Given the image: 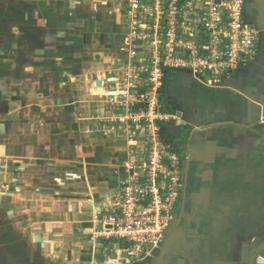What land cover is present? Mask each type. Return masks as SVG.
<instances>
[{"label": "crops", "instance_id": "0c3cea01", "mask_svg": "<svg viewBox=\"0 0 264 264\" xmlns=\"http://www.w3.org/2000/svg\"><path fill=\"white\" fill-rule=\"evenodd\" d=\"M30 2L0 0V36L3 28L11 25V30L12 24L17 26L22 19L27 33L34 35L25 43L27 51L29 44L32 49L31 53L26 52L27 57L51 51L54 47H46V41H56L59 29L77 25L68 20L70 14L60 15V10L56 11L63 3L60 0L37 5L38 10ZM120 13L113 9L105 13L102 22L98 21L99 16L96 20L87 19L86 27L93 33L114 34L119 31L116 25ZM244 16L257 32V53L238 67L231 80L220 87L187 74H173L166 80L164 93L169 109L179 113L181 121L169 127L168 138L181 150L186 188L174 226L162 250L149 256L151 260L157 261L156 256L164 253L166 264H171L168 260L175 256L178 263L174 264H190L192 260L204 264H242V253L237 248L239 236L244 235V230L248 235L246 227L264 228V218L258 220L257 216L260 205L264 210V196L259 197V191L264 195L259 187L264 186L260 181L264 179V0H246ZM34 19L36 26L42 24L45 28H36ZM56 60L61 62L48 63L46 67L63 70L61 75L53 76L57 85L80 89L74 86L76 78L84 83L92 66L66 63L64 58ZM28 67L25 92L16 98L26 103L39 96L42 81L52 83L47 76L42 75L41 79L39 73L34 74L35 69ZM69 69L73 73L70 82ZM3 76L0 74V88L5 85ZM98 79L102 77L99 75ZM43 93L53 96L46 90ZM62 99L58 96L55 101L62 104ZM18 105L0 103V181L9 184L4 187L9 198L0 200V213L5 209L4 216L8 214L9 221H24L26 226L35 228L34 235L46 244L41 252L46 256L53 247L54 258L62 259L59 264H70L71 259L89 260L92 264H139L130 263L118 244L103 240L101 243L96 238L88 240L94 229H101L97 224L98 212L111 203L126 176L123 163L128 155L124 142L103 138L96 131L87 140L76 138L73 131L86 128V121L81 117L72 121L73 116H81L82 112L64 106L55 111L46 107L41 111L45 113L43 117H27L22 120L23 129L17 128L18 116L31 107ZM40 127L45 132L36 134L34 130ZM67 130L71 132L65 133ZM53 132L61 134L54 137ZM6 135L13 136L3 138ZM23 196L20 199L26 202V210L19 216L22 204L17 199ZM31 196H40V202L34 204L38 209L30 208L29 203L34 201ZM251 253L244 264H264V246L256 252L251 249Z\"/></svg>", "mask_w": 264, "mask_h": 264}, {"label": "rangeland", "instance_id": "374dc122", "mask_svg": "<svg viewBox=\"0 0 264 264\" xmlns=\"http://www.w3.org/2000/svg\"><path fill=\"white\" fill-rule=\"evenodd\" d=\"M27 1H31L30 4L35 5V10H38V6H42V4L48 5L50 3L49 1L56 0ZM60 1L63 3L58 6L59 8L56 7V11L59 12L60 10V15L70 14L67 16L68 20L72 19V21L77 23V25L74 28L59 29L60 35L56 41L55 39L46 41L50 44L46 45V47H54L50 49L51 51L46 50L43 54L34 53L29 57L25 55L26 52L29 54L32 51L31 47H29L30 44L28 45L27 51L25 47L26 40L33 39L34 35L27 33V24L22 22L23 19L19 22L20 24H17V26L12 24L13 28L11 30L9 28L11 25L6 26L5 29L3 28L2 35L0 36L3 41V44L1 45L3 48L2 55H0V74L5 75L3 76L5 79V85L0 88V103L8 104L13 102L17 103V105L19 104L18 106L21 108L31 106L25 114L21 112L22 114L18 116V122L16 123L17 128L20 129L22 128V123H24L22 121L23 119H27V117L31 119L34 115H37V117H43L45 113H41V111L46 107H49L54 111L57 108L61 109V106H64L66 109L74 108V110L76 109V111H80L82 114L81 116H73L72 121H75L76 118L78 119L80 117L86 121V128L82 127V131H73L76 138L80 139L83 137L84 140H87L93 131H96L103 136V138L121 141V143L124 142L128 159L123 163V166L125 167L130 164L137 165V163L140 165L141 163H139V159L136 157L138 154L141 155L139 152L141 149H138V147L142 146L141 142H144V140L149 137L150 130L155 128L154 134H156L158 139L171 142L168 138L169 127H171L172 124L177 125L178 122L180 124L181 121L175 111L169 110V112H167V105L161 103L159 101V97H166L164 90L166 80L169 79V76L173 74L185 76L187 73H184L183 71L172 72L161 67L159 62L162 57L159 56V53L164 48L162 36L158 32H155L154 34H149V36L146 34L143 37L145 40H140V36L137 32L138 30L135 28V23H130V19L127 18V12L128 10H131V8H128L126 3L122 2V0H112L107 6L97 9H94L95 5L91 2V0ZM110 4L112 5L110 6ZM138 6L139 5H137L134 10H136ZM143 7H150L147 10V15L150 17H155L156 13L160 11L159 6H155V2H152V0L144 1ZM113 9H118L119 13L121 12L120 21L116 25L120 32L118 31L114 34H110V31L108 33L95 31L93 33L88 30L89 28L86 27L87 19L94 18L96 20V16H99L101 19H97L102 22L105 18V13H108ZM39 14H42V12H39ZM99 14H102V16ZM47 17L48 13H45L44 18L46 20H48ZM152 21H154V18H152ZM36 22L37 19H34V26L36 28H45L42 24H38L36 26ZM134 29L136 30V35L132 33ZM148 30H150L148 32H152L151 29ZM179 31L181 32L183 30L181 29ZM51 37L53 38V36H50L49 38ZM40 41L41 43H44L42 40ZM181 56H183V54H181ZM63 58L65 61H68L66 63L74 61L78 63H87L89 64L87 66H92L91 70H89V68L86 69L87 71L89 70L90 73L88 74V78L83 80L84 83H81V81L79 82V80H81L80 78H76L74 86L78 85L80 89H76L77 87H73V85H66L63 87L58 86V82L54 80L53 76L61 75L63 70L46 67L48 63H52L54 65L60 63L61 61L56 59ZM11 59H13L12 62H10ZM17 64H21L23 67L17 68ZM26 67L29 69H35L34 74L39 73V77L44 75L47 76L49 80H52V83L50 84L48 82L45 83V80L42 81L40 83L41 87L39 91H37L40 98L39 96L36 98L32 97V99L27 103L26 101L23 102V99L16 100L19 96H23L21 93L25 92L23 86L26 84ZM153 69H158L160 76H156L155 82L151 83L150 75L148 76V74H151V72L154 71ZM145 71L147 74H145ZM69 73L71 75H68L67 81L70 82L73 77L71 69H69ZM96 73H98L102 79H98L99 75L97 76ZM154 73L156 74L158 72L154 71ZM42 78L43 76L41 79ZM4 79L2 80L3 82ZM201 79H203L206 83H212L203 76H201ZM98 81L101 83L100 87L97 86ZM12 84H17V86H11ZM130 84L133 85V88H130L128 91L127 88H129L128 86ZM1 85L2 84L0 83V86ZM44 90L53 96L47 97L48 94L43 93ZM115 92V95L111 94ZM125 92L128 94L126 95ZM154 95L155 99H153ZM58 96H60V99L63 98L62 104L55 101ZM113 96H118L117 101L111 103L109 98H112ZM53 97L55 99H52ZM42 101H46V104L42 103ZM120 116L129 118V121L124 124L120 123ZM132 116H136L137 119L132 120ZM37 122L38 120H36V123ZM34 131H36V134L45 132L41 127L36 128ZM68 132H71V130L65 131L67 134ZM53 134H55L54 137H56V134L60 135L61 133L53 132ZM15 135L19 136L20 134L15 131ZM11 136L13 135H6L3 138L9 139ZM19 138H21V136H19L18 139ZM133 142H140V144L136 147ZM171 143L175 145L174 142ZM260 181L264 182V179ZM121 182L119 183L120 188L118 187V191L112 198V201H114L121 191ZM5 186H9V184L7 181L2 179V181H0L1 201L2 199L4 200V198H9V196H6L7 194L4 191ZM259 187L262 191L264 190V186L259 185ZM35 192H39V189H35ZM23 193L24 192H22V194ZM36 194L40 195L39 193ZM263 196V193L261 194L259 191V197ZM33 197L34 198H32V196L30 197L34 200L32 203H29L30 208L38 209V207L34 204L36 202H40V196ZM18 198V204H22L21 206L19 205L18 215L20 216L25 213L26 202L20 199L25 198L24 196ZM110 204L99 211L97 215L100 214L99 216L102 217L103 213L101 214V212L106 210ZM261 208L262 207L260 205V209L257 212V216H259L258 220L264 218L261 217V215L264 214V210ZM6 211L7 210L3 209L0 213V264H59V262H62V259L59 260V258H54L53 255L55 251H53V247L49 248L50 253H48V251L46 253V256L51 255V257L46 258V256L43 255V252H41L46 244L41 243L40 238L34 235L37 230L31 226H26L24 221H9V215L7 214L4 216ZM244 216L245 215L243 214L242 217ZM97 224L100 225V222ZM259 227H246L248 228V235L245 234L246 231L244 230V235L239 236L241 241H239L240 243L237 245V248L242 253V264H244L248 257L251 256V249L252 252H256L257 250H262V246H264V228L260 229ZM94 230V234L91 235L88 240L96 238L97 241L100 242L101 239H99L97 235L102 230V226L100 230L99 227ZM169 233L167 236H169ZM121 245L123 244H119V246ZM176 251L180 252L181 250ZM164 256V253H162L161 256H156L157 261L151 260L149 256H138L135 258L127 256L126 258L130 261V263L166 264L165 261L167 260V256ZM175 257L177 258V256ZM173 258L168 261H171V264L178 263L176 258ZM65 261L67 262L68 260ZM69 263L92 264L89 260L82 261L78 259H71L69 260ZM190 264L204 263L201 260H192Z\"/></svg>", "mask_w": 264, "mask_h": 264}, {"label": "built area", "instance_id": "2783aa9c", "mask_svg": "<svg viewBox=\"0 0 264 264\" xmlns=\"http://www.w3.org/2000/svg\"><path fill=\"white\" fill-rule=\"evenodd\" d=\"M110 1L91 0L94 9L107 6ZM144 1L122 0L131 8L127 18L135 23L140 40L155 32L162 36L164 48L159 53L162 57L159 63L166 70L183 71L201 81L203 76L213 83L207 84L220 87L257 53V32L244 16L246 0H152L160 9L155 17L147 15L150 7H143ZM132 33L136 35V30ZM153 70L158 73L148 74L151 83L160 76L158 69ZM128 87L129 91L133 85ZM117 97L109 98L110 102H116ZM128 121L127 117H119L122 124ZM154 129L141 142L142 146L133 142L141 149V155L136 156L141 164L125 166L126 176L119 195L98 218L102 230L97 237L105 242L122 243L131 258L162 250L186 188L181 150L158 139Z\"/></svg>", "mask_w": 264, "mask_h": 264}, {"label": "trees", "instance_id": "16d2710c", "mask_svg": "<svg viewBox=\"0 0 264 264\" xmlns=\"http://www.w3.org/2000/svg\"><path fill=\"white\" fill-rule=\"evenodd\" d=\"M159 101H160L161 103L167 105V110H168L167 112H169L170 109H169V105H168V103H167L166 98H165L164 96H160V97H159ZM120 247H121L122 249H124L125 246H124V245H121Z\"/></svg>", "mask_w": 264, "mask_h": 264}, {"label": "bare ground", "instance_id": "6f19581e", "mask_svg": "<svg viewBox=\"0 0 264 264\" xmlns=\"http://www.w3.org/2000/svg\"><path fill=\"white\" fill-rule=\"evenodd\" d=\"M97 86H98V87H100V86H101V83H100L99 81L97 82Z\"/></svg>", "mask_w": 264, "mask_h": 264}, {"label": "water", "instance_id": "95a60500", "mask_svg": "<svg viewBox=\"0 0 264 264\" xmlns=\"http://www.w3.org/2000/svg\"><path fill=\"white\" fill-rule=\"evenodd\" d=\"M111 94H114L115 95L116 93H111ZM177 115H179V113Z\"/></svg>", "mask_w": 264, "mask_h": 264}]
</instances>
